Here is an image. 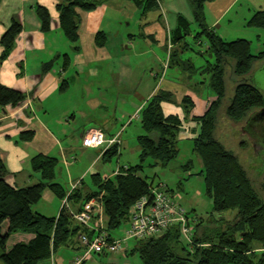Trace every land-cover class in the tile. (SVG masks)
<instances>
[{"label": "crops", "instance_id": "1", "mask_svg": "<svg viewBox=\"0 0 264 264\" xmlns=\"http://www.w3.org/2000/svg\"><path fill=\"white\" fill-rule=\"evenodd\" d=\"M72 1L0 0V57L5 49L2 35L14 20L22 24L12 50L6 58H0V84L25 95L16 106H0V157L8 170L6 179L20 187L40 181V173L32 169V158L38 154L59 159L56 178L59 174L61 180L56 182L63 181L68 191L73 185L81 192L82 188L91 191L92 175L111 177L122 167L128 168L132 164L121 165L120 159L128 149L141 152L138 137L145 130L140 112L147 100L158 90L172 93L173 102H162L164 113L184 119L183 99L192 91L189 77L200 68L192 62V70L182 65L190 60L182 57L184 45L189 44L186 38L172 40L179 15L189 21L191 34L201 30L189 0H158V7L146 12L132 0H106L91 11L77 9L79 40L75 43L60 23V5ZM38 6L50 14L49 31L42 29ZM234 8L245 9L249 17L264 11V0H211L205 5V25L224 40H232ZM99 31L107 34L104 46L96 43ZM176 51L178 56L172 58ZM65 55L69 57L67 64ZM145 60L149 66L142 70ZM126 91L132 92L131 96ZM210 102H201L198 110L195 103L193 114L201 115ZM188 121L192 119L185 120L184 138L193 141L200 126L197 120L192 125ZM98 128L120 139L115 144L119 165L111 168L112 172L102 173L103 163H111L115 156L106 160L105 151L82 144L83 136ZM25 131H32L33 137L24 140ZM45 197L57 206L58 216L63 200L57 203L56 193L50 188L42 199ZM69 204L73 209L82 205ZM98 220L99 216L93 222ZM76 237L72 246L78 251L71 253L72 247L60 249L40 264H78L75 260L83 250L77 248L82 244Z\"/></svg>", "mask_w": 264, "mask_h": 264}, {"label": "trees", "instance_id": "2", "mask_svg": "<svg viewBox=\"0 0 264 264\" xmlns=\"http://www.w3.org/2000/svg\"><path fill=\"white\" fill-rule=\"evenodd\" d=\"M105 1L73 0L68 5H60L61 27L72 42L79 40L80 17L77 9L91 11ZM132 1L140 5L143 12L158 7V0ZM209 1L211 0H189L194 17L201 27L195 39H204L214 51V61H208L207 68L211 73L210 83L216 98L201 115H194L193 112L190 114L189 108L193 109L195 103L190 96H186L183 101H189L190 104L183 102L186 110L182 119L178 115H165L162 102H173V95L158 90L140 112L145 134L138 137L141 147L139 163L128 168L122 167L119 173L111 177H103L100 173L92 175L94 189L84 193L77 185L68 191L62 183L55 181L59 164V159L55 156H34L32 169L40 173L41 179L23 187L8 182V170L0 157V264H40L61 248L76 247L72 246V242L77 235L86 233L91 237L95 234L94 230L80 224L65 209H61L58 216H47L35 211L34 205L40 202L48 188L63 201L67 197L68 204L72 199L75 204L83 198L79 209L71 208L75 212L90 200L97 199L102 205L99 215L102 214L105 222L108 240L112 242L121 237L114 236L113 231L123 224L130 226L128 219L132 205L157 186L153 180L141 174L145 163L149 159L151 167L169 165L179 155L178 133L181 128L184 129L185 120L189 119L197 120L200 126L193 139V150L202 160L201 174L204 176L206 194L212 200L214 213L223 215L230 210L236 212L229 220L224 219V216L216 218L215 226L205 225L203 230L200 229L202 221L199 220L193 227L191 241L181 238L178 223L172 224L166 231L141 239H130L135 241L131 253L137 251L143 264H264V181L258 188L239 156L228 149L216 133L220 118L230 122L235 128V124L244 123L252 111L264 106V94L250 80L254 62L264 59V48L258 53H252L248 39L228 41L209 30L205 25V5ZM37 12L42 19V29L49 31L51 17L48 10L38 6ZM178 21L179 26L172 36L174 41L191 34L187 18L179 15ZM248 25L264 28V11L255 12L248 20ZM21 30L20 21L14 20L2 35L1 43L5 49L1 60L12 50ZM106 41L107 34L99 31L96 43L104 46ZM186 48H190L187 43L183 49ZM177 56V51L172 54V58ZM65 61L67 64L68 55H65ZM182 65L189 70L194 68L190 62L184 61ZM229 78L232 79L233 87L232 82L231 87L228 85ZM23 100L24 93L0 84V106H16ZM32 137V131L22 134L24 140ZM241 143L248 144L245 139ZM117 153L118 149L114 144L104 152V158L110 159ZM185 166L189 170L191 164L187 163ZM96 217L98 216L94 215L93 219ZM79 241L82 245L77 248L83 250L79 257H83L86 246L80 238ZM129 246L127 243L124 250L126 254ZM96 253L109 255L111 252ZM88 257L82 258L79 264H83Z\"/></svg>", "mask_w": 264, "mask_h": 264}, {"label": "rangeland", "instance_id": "3", "mask_svg": "<svg viewBox=\"0 0 264 264\" xmlns=\"http://www.w3.org/2000/svg\"><path fill=\"white\" fill-rule=\"evenodd\" d=\"M250 17L251 16L246 17L245 9L236 11V8H234L232 10V40L237 38L248 39L251 42L252 53H258L264 48V28H253L251 26H248L246 22ZM194 37V34H189L188 36H186V41L189 43L190 48H186L182 57L190 59L189 62H192L197 67H200L196 73L189 77L190 88L192 91H190L188 94H191L193 96L186 95L190 96L194 103H197L196 108L198 110V107H200V105L202 104L201 102L204 103L205 101L206 105L207 102H210L214 98H216L215 93L211 88V73L207 68L208 61L213 62L215 56L214 51L209 48V44L204 39L201 40V42L196 41ZM201 52H203L204 54L202 55ZM164 54H166V52H164ZM147 60H145V62L140 66V69L143 70L144 68H146V66H149V62H147ZM263 67L264 60H257L256 62H254L251 70L250 80H252L251 82L256 85L264 94ZM231 82L232 79L229 78V86ZM126 93L130 95L132 92L126 91ZM229 93L231 94V92ZM184 103L188 105L190 104L189 101H185ZM206 108L207 106L205 107V109ZM189 109L191 112L190 114H192V112L194 113V111L196 113L195 107L193 109L190 107ZM205 109L202 110L204 111ZM185 110L186 109L184 106V111ZM192 121H195V119ZM192 121L188 122L192 125L194 124ZM243 124V122L240 124H235L234 128L230 124V122L224 121L223 118H220L216 133L218 138L225 144V146L239 156L241 162L247 168L253 182L258 188H260L262 182L264 181V136L262 140H259V145L262 146V149L259 148L258 151H256V148L251 143V138L247 134H241ZM192 129L193 128H191V130ZM185 131L187 130L183 129L178 133V137L183 138L178 143L179 155L174 160H172L169 165L151 167L148 164L150 161L148 159L145 163L146 166L141 174L143 176H147L149 180H153L155 185L163 183L165 184V186L171 189L175 195V198L179 203H182L181 205L185 208L187 214L190 217V220H192V227H194V225H196L197 222L201 220L202 225L200 226V229L203 230L206 226H215L216 223H214V220L216 218H219L220 216L226 217L224 219L228 218L227 220L232 219L236 211L230 210L223 215L214 213L212 200L206 194L204 176L203 174H201V171L203 170L202 160L199 155L193 150V141L184 138V136L186 135ZM252 131L257 132L256 130ZM143 132L144 131L142 130L141 133ZM244 139L247 140V145H243L241 143V140ZM139 152V150L133 151L132 148L130 150H126V152L123 151L120 159V164L123 165L125 163H128L134 165L139 163ZM107 162L109 161H106V163L102 162L105 165V169L102 170V173L112 172L111 168H115L119 165L117 156L113 157V161L111 163ZM187 163L191 164L189 170L185 169L187 168V166H185ZM58 169L59 167L57 168V171ZM59 179L60 175L57 174V178L55 179V181ZM60 182L64 185L65 188L67 187L66 184L63 183V181ZM82 192H85L84 188H82ZM60 201L62 200L57 197L56 202L59 203ZM80 201L83 203L84 199L82 198ZM69 202H71V204H74V199L70 200ZM34 210L47 216H57L58 213L57 206L51 204L46 197L39 203L34 205ZM194 216L197 217L195 221L193 220ZM128 227V225L123 224L118 229L113 231V235L122 236L125 229H127ZM190 239L192 240L193 238ZM128 243L130 244L128 248V254H126V252H124L123 250L115 253H110L109 255H101L99 253L93 252L90 257L86 258L83 264H109L114 259V261H116V264H143V261L137 251L131 253V248L132 246H134L135 241L130 240ZM62 249L64 248H61V250ZM70 250L71 253L78 251L73 250V248H71ZM76 255L78 254H75V256Z\"/></svg>", "mask_w": 264, "mask_h": 264}, {"label": "built area", "instance_id": "4", "mask_svg": "<svg viewBox=\"0 0 264 264\" xmlns=\"http://www.w3.org/2000/svg\"><path fill=\"white\" fill-rule=\"evenodd\" d=\"M118 135L109 137L103 129H94L85 134L82 144L85 147L98 148L106 151L114 144L119 143ZM76 185H73L74 189ZM70 213L80 224L95 231L93 236L81 233L79 238L86 246L83 257H78L79 264L82 258L88 257L91 252L109 251L111 253L125 250L130 239H141L148 235L166 231L172 224L178 223L182 239L191 241L193 234L192 220H190L185 208L178 202L175 195L168 191L165 184L151 189V193L143 195L131 207L128 223L130 226L125 229L121 237L115 238L112 242L108 240L101 215L102 205L97 199L87 202L79 211H73L68 204L67 197L64 199L62 208ZM99 216L98 222H93V216ZM195 221L196 218L193 217Z\"/></svg>", "mask_w": 264, "mask_h": 264}, {"label": "water", "instance_id": "5", "mask_svg": "<svg viewBox=\"0 0 264 264\" xmlns=\"http://www.w3.org/2000/svg\"><path fill=\"white\" fill-rule=\"evenodd\" d=\"M252 130H256L257 132ZM241 134H247L251 138V143L256 148V151H258L259 148L262 149V146L259 145V140H262L264 136V106H262L260 109L252 111L249 114L248 118L243 124Z\"/></svg>", "mask_w": 264, "mask_h": 264}]
</instances>
